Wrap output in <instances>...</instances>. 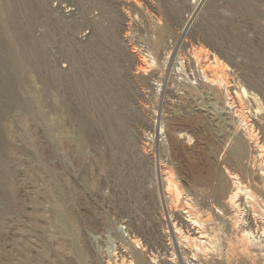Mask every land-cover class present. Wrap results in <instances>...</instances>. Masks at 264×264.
<instances>
[{
    "label": "rangeland",
    "instance_id": "1",
    "mask_svg": "<svg viewBox=\"0 0 264 264\" xmlns=\"http://www.w3.org/2000/svg\"><path fill=\"white\" fill-rule=\"evenodd\" d=\"M208 2L0 0V264H161V169L182 195L224 170L248 183L256 222L239 214L249 236L226 263L264 264V0ZM192 8V38L236 55L254 120L228 115L187 44L165 49ZM131 48L152 54L147 77ZM138 86L166 139L148 151Z\"/></svg>",
    "mask_w": 264,
    "mask_h": 264
},
{
    "label": "bare ground",
    "instance_id": "2",
    "mask_svg": "<svg viewBox=\"0 0 264 264\" xmlns=\"http://www.w3.org/2000/svg\"><path fill=\"white\" fill-rule=\"evenodd\" d=\"M57 10H60L59 6ZM194 10L198 11L199 9L195 6ZM64 12L72 15L70 9L66 8ZM193 18L195 24L196 18L195 16ZM131 54L133 55V51ZM200 70L204 71L203 68ZM143 148L145 147L142 144ZM232 150L234 155L240 156L241 147L235 146ZM220 164L225 165V160ZM223 173L218 182H214L212 185L200 184V188L199 186L194 190L191 188L189 191L186 190V193L183 192L182 195L178 187L172 186L171 188L166 185L169 184L171 175L166 169H161L159 172V180L161 181L159 211L161 218H159L158 224L162 236L158 237L159 249L157 248L160 254L158 256L161 257L159 260L161 264L173 263L172 260H176L173 264H214L215 260H224L227 264L226 260H237L241 254L240 251L244 252L241 245L244 243V237L249 236V233H246L242 228L239 214L243 213L241 215L246 216L248 223L245 228L250 230L251 225L256 222L254 215H252L254 197L249 193L248 183L244 184L236 172L224 170ZM260 176H264V173H261ZM148 236L151 238L150 243L154 244L157 241L156 237ZM129 243L135 245L137 241L132 240ZM151 247L150 245L149 248ZM135 248L138 249V247ZM130 253L134 254V249ZM126 254L128 253L126 252ZM152 258L149 259L150 263H154ZM248 258L250 259L249 255ZM251 259L254 260V258ZM138 264H148V261L146 263L141 259Z\"/></svg>",
    "mask_w": 264,
    "mask_h": 264
},
{
    "label": "built area",
    "instance_id": "3",
    "mask_svg": "<svg viewBox=\"0 0 264 264\" xmlns=\"http://www.w3.org/2000/svg\"><path fill=\"white\" fill-rule=\"evenodd\" d=\"M190 2L193 7L196 5V7L199 9L198 16L205 11L209 3L208 0H190ZM193 16L194 12L192 8V10L184 17V26L180 29V31L175 33V36H173L172 39L168 40L165 49L170 52L173 51L177 46L187 44V51L190 53V59L196 72H200V68H203L205 72H200V75L204 83L208 84L209 86L217 85L222 93L223 109L228 113V115L237 119L238 123L242 121L246 122V118H251L254 120L256 111H252L250 105L246 106L244 109L241 107L242 99H240V95L238 93L240 76L237 71L239 68H241V66L236 55L227 56L225 54V52H227L226 49L224 46H221L222 44L219 41L212 44L195 41L194 38H192V35L195 32ZM82 36H84V34H82ZM188 39L189 41L186 43ZM132 51L135 60L140 64V66L135 68V72L141 76L147 77L154 65L152 54L149 52V50L146 51L148 53H144L143 50H138L137 52L135 49H131V52ZM233 52L235 53V51ZM157 79L159 80V77ZM157 81L152 82V84L155 86L160 84L157 83ZM138 89L141 92L142 99L139 103V107L142 111V114H148V120L151 123L150 128L142 132V140L140 141V145L143 144L148 151L147 146L150 143L153 144L159 142L160 145H166L164 144L166 139L163 132L161 114H152L148 110V107L143 101L145 96H147L146 92L141 86H138ZM244 98H246V101L249 99L248 97Z\"/></svg>",
    "mask_w": 264,
    "mask_h": 264
}]
</instances>
